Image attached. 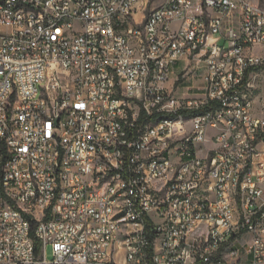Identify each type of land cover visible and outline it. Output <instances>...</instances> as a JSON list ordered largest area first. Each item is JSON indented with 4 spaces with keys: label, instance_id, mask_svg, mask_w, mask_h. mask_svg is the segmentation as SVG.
Here are the masks:
<instances>
[{
    "label": "built area",
    "instance_id": "built-area-1",
    "mask_svg": "<svg viewBox=\"0 0 264 264\" xmlns=\"http://www.w3.org/2000/svg\"><path fill=\"white\" fill-rule=\"evenodd\" d=\"M259 76L264 0H0V264H264Z\"/></svg>",
    "mask_w": 264,
    "mask_h": 264
},
{
    "label": "rangeland",
    "instance_id": "rangeland-1",
    "mask_svg": "<svg viewBox=\"0 0 264 264\" xmlns=\"http://www.w3.org/2000/svg\"><path fill=\"white\" fill-rule=\"evenodd\" d=\"M179 71L181 69L180 64L177 65ZM193 72L197 73L196 77L190 78L189 82H185L186 84L182 85L179 90L177 91L178 95L181 94L184 91V87H187L188 85H194V86H200L202 84V78L201 70H194ZM173 80V77L171 81ZM253 83L255 84V97H256V107L259 110L260 113L264 114V76H259L256 79L253 80ZM47 257L52 258V249L49 246L47 248Z\"/></svg>",
    "mask_w": 264,
    "mask_h": 264
},
{
    "label": "trees",
    "instance_id": "trees-1",
    "mask_svg": "<svg viewBox=\"0 0 264 264\" xmlns=\"http://www.w3.org/2000/svg\"><path fill=\"white\" fill-rule=\"evenodd\" d=\"M33 235H34V233H33ZM40 249H41V242L39 240H36V250H37V252H39Z\"/></svg>",
    "mask_w": 264,
    "mask_h": 264
},
{
    "label": "bare ground",
    "instance_id": "bare-ground-1",
    "mask_svg": "<svg viewBox=\"0 0 264 264\" xmlns=\"http://www.w3.org/2000/svg\"><path fill=\"white\" fill-rule=\"evenodd\" d=\"M56 21H63V14H56Z\"/></svg>",
    "mask_w": 264,
    "mask_h": 264
}]
</instances>
